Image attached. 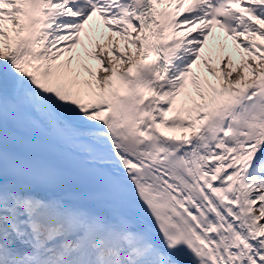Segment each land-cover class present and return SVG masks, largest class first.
<instances>
[{"label":"snow or ice","instance_id":"obj_1","mask_svg":"<svg viewBox=\"0 0 264 264\" xmlns=\"http://www.w3.org/2000/svg\"><path fill=\"white\" fill-rule=\"evenodd\" d=\"M0 264H264V0H0Z\"/></svg>","mask_w":264,"mask_h":264}]
</instances>
